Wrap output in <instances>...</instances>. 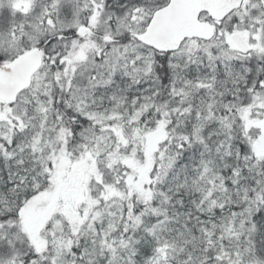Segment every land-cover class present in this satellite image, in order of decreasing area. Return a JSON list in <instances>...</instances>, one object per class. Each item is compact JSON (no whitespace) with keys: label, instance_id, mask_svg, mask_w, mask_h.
<instances>
[{"label":"snow or ice","instance_id":"snow-or-ice-1","mask_svg":"<svg viewBox=\"0 0 264 264\" xmlns=\"http://www.w3.org/2000/svg\"><path fill=\"white\" fill-rule=\"evenodd\" d=\"M0 264H264V0H0Z\"/></svg>","mask_w":264,"mask_h":264}]
</instances>
